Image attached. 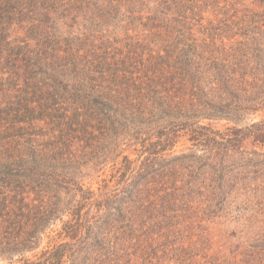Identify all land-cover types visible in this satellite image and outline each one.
Masks as SVG:
<instances>
[{
  "label": "trees",
  "instance_id": "16d2710c",
  "mask_svg": "<svg viewBox=\"0 0 264 264\" xmlns=\"http://www.w3.org/2000/svg\"><path fill=\"white\" fill-rule=\"evenodd\" d=\"M260 111L264 0H0V263L160 261L176 208L264 172V119L213 126ZM109 165L116 188L86 189ZM57 221L69 241L28 259Z\"/></svg>",
  "mask_w": 264,
  "mask_h": 264
},
{
  "label": "rangeland",
  "instance_id": "374dc122",
  "mask_svg": "<svg viewBox=\"0 0 264 264\" xmlns=\"http://www.w3.org/2000/svg\"><path fill=\"white\" fill-rule=\"evenodd\" d=\"M260 1V0H257ZM263 4V3H262ZM263 9V6H261ZM103 28V27H102ZM264 119V111L256 114L245 115L242 120L235 125L228 124L227 121L215 122L213 126L222 132H225L228 127L238 126L245 127L254 122H259ZM134 142L130 143L126 154H130L132 159L138 158L139 154L132 153L136 149H140ZM191 143L184 140L180 141L175 150L180 151L190 147ZM253 149L251 145L246 147V150ZM259 152H263L264 148H258ZM201 154V152L199 153ZM261 160V159H260ZM199 163H193L192 167H197ZM236 167H238L236 165ZM193 168V170H194ZM196 171V169H195ZM89 175L84 180L85 188L90 189L94 193L99 194L106 183L105 180L110 181L111 189L116 188V182L112 179L114 169L111 165L99 172H87ZM264 191V172L259 171L256 175L246 177L242 182L233 187L228 195V198L223 203L209 204L205 198L196 196L195 202L191 205L192 209L184 210L182 207L176 208L175 214L180 219L174 223L177 228L184 227L185 232H176L175 239L170 238L163 243L158 242L155 247V252L161 256L160 261L154 264H171L172 259L175 258V251L182 248H188V261L184 264H231L234 258L241 261L239 264H264V256L258 261H250L249 254L257 245L264 244V213H263V195ZM101 190V191H100ZM64 217L63 221H67ZM63 232V223L57 221L48 230V234L43 237L41 247L36 253L27 255L28 259L36 260L35 254H41L50 245H59L69 241L65 240ZM98 249L99 247H94ZM114 252H119L123 255L121 260L116 264H140L135 251L131 248L118 247ZM89 251V250H88ZM163 252H165L163 254ZM102 250V255H103ZM242 253H245L242 255ZM165 255V256H164ZM84 257L85 256H80ZM79 258V259H80ZM81 260V259H80ZM96 256L91 255L86 260V264H103V258L96 261ZM0 264H7L1 262ZM174 264V263H173Z\"/></svg>",
  "mask_w": 264,
  "mask_h": 264
}]
</instances>
